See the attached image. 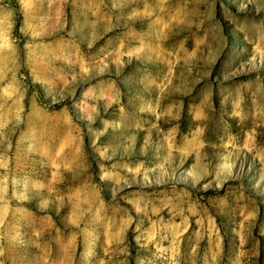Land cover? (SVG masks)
<instances>
[{
  "label": "rangeland",
  "instance_id": "374dc122",
  "mask_svg": "<svg viewBox=\"0 0 264 264\" xmlns=\"http://www.w3.org/2000/svg\"><path fill=\"white\" fill-rule=\"evenodd\" d=\"M0 264H264V0H0Z\"/></svg>",
  "mask_w": 264,
  "mask_h": 264
}]
</instances>
